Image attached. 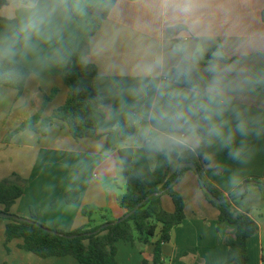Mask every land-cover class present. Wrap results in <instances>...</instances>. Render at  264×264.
Returning <instances> with one entry per match:
<instances>
[{
    "label": "clouds",
    "instance_id": "obj_1",
    "mask_svg": "<svg viewBox=\"0 0 264 264\" xmlns=\"http://www.w3.org/2000/svg\"><path fill=\"white\" fill-rule=\"evenodd\" d=\"M73 75L74 179L226 154L234 185L264 151V0H0V91Z\"/></svg>",
    "mask_w": 264,
    "mask_h": 264
},
{
    "label": "crops",
    "instance_id": "obj_2",
    "mask_svg": "<svg viewBox=\"0 0 264 264\" xmlns=\"http://www.w3.org/2000/svg\"><path fill=\"white\" fill-rule=\"evenodd\" d=\"M53 89H58V93L42 113L43 118H49L66 101L67 87L60 77L51 76L43 83H33L21 94L11 90L0 91V183L14 181L23 187V195L10 207L9 214L63 232L94 228L122 219L127 212L118 205V198L125 194V180L107 177L102 181L91 177L87 181L74 179L76 171L72 165L75 158L68 150L60 149L65 141L86 149L89 139L74 140L66 128L54 121L44 136L25 131L6 141L10 133L42 109L44 95H49ZM223 162V168L213 163L209 169L214 185L226 196L248 179L264 181V151L240 172V180L234 185L229 182V176L238 166L226 154ZM142 163L144 175L136 177L146 179L151 171L148 162ZM177 167L170 165V174L177 171ZM175 191L183 198L185 219L171 231L170 241L162 245V264H224L227 258L224 240L235 233V228L224 223L217 230L218 211L205 200L193 171L184 174ZM74 193H78V200L68 203L67 196L72 199ZM242 201L258 226L257 233L248 240L249 264H264V198H261L257 187L249 186ZM161 204L166 212H173L168 196L161 198ZM85 210H89V215L83 214ZM3 211L4 207L0 205V212ZM6 224V221L0 223L2 246L6 244ZM158 232L159 229L147 245L118 242V264H143V261L154 264L153 248ZM22 243V240H13L8 243V250L5 249L7 256L17 257L15 264H23L25 260L27 264H77L71 257H26L22 253L24 250L20 249Z\"/></svg>",
    "mask_w": 264,
    "mask_h": 264
},
{
    "label": "trees",
    "instance_id": "obj_3",
    "mask_svg": "<svg viewBox=\"0 0 264 264\" xmlns=\"http://www.w3.org/2000/svg\"><path fill=\"white\" fill-rule=\"evenodd\" d=\"M77 79L75 75L62 79L67 87V97L62 107L56 109L49 118L42 117L45 106L58 93V89H53L49 95H44L42 109L10 133L6 141L25 131L44 136L54 121L59 122L60 127L66 128L74 140L90 139L88 128L91 122L87 119L88 113L83 110V98L70 92ZM23 91L24 88H21L17 92L21 94ZM181 164L193 165V168L179 170ZM181 164H178L177 171L170 174V165L161 163L146 179H139L130 173L124 174L126 191L118 198V205L126 210V214L133 212L127 220L107 222L105 224L109 226L104 229L101 227L105 224L63 232L51 230L31 219L22 222L6 219V244L13 240H22L20 249L40 259L71 257L77 264H118V242L147 245L159 229L158 240L153 248V263L162 264V245L170 241L171 231L185 219L184 201L175 191V186L187 171H193L205 200L218 211L217 230L224 223L235 228V233L224 240L227 248L224 264H249L248 240L257 233L258 226L249 216V208L242 200L249 186L257 187L263 199L264 181L258 178L248 179L226 196L214 185L210 176V165L206 166L200 159L184 161ZM74 194L72 199L67 196L68 203L78 200V193ZM22 195L23 187L19 182L0 183V205L4 207L3 213L9 214L10 207ZM164 196H168L173 204L172 213L166 212L162 207L161 198ZM212 198L219 203H214ZM83 214L89 215V210L83 211ZM143 264L146 262L143 261Z\"/></svg>",
    "mask_w": 264,
    "mask_h": 264
},
{
    "label": "rangeland",
    "instance_id": "obj_4",
    "mask_svg": "<svg viewBox=\"0 0 264 264\" xmlns=\"http://www.w3.org/2000/svg\"><path fill=\"white\" fill-rule=\"evenodd\" d=\"M7 222V220L6 219H3V218H0V223L1 222ZM1 227V226H0ZM1 229V228H0ZM7 245L8 244H5V245H1V243H0V264H15V262L14 261H17L16 259H17V257H15V256H7V253H6V250H8V248H7ZM263 248H264V244H263ZM6 249V250H5ZM23 253V255H25L26 257H32L33 259H37V257H35L34 255H32L31 253H28V252H25V251H23L22 252ZM19 263V262H18ZM17 263V264H18ZM19 264H21V263H19ZM23 264H27V260H25L24 262H23Z\"/></svg>",
    "mask_w": 264,
    "mask_h": 264
},
{
    "label": "water",
    "instance_id": "obj_5",
    "mask_svg": "<svg viewBox=\"0 0 264 264\" xmlns=\"http://www.w3.org/2000/svg\"><path fill=\"white\" fill-rule=\"evenodd\" d=\"M184 168H193V165H188V164H181L180 167H179V170H182ZM212 201L216 204H218V200H216L215 198H212ZM139 207V206H138ZM133 212L131 213H128L126 214L122 219H120L118 222H121V221H124V220H127L131 215H132ZM0 218H3V219H13V220H17V221H28L27 219H23V218H19V217H16V216H13V215H10V214H6V213H3V212H0ZM109 226V224H105L103 225L101 228L104 229V228H107Z\"/></svg>",
    "mask_w": 264,
    "mask_h": 264
}]
</instances>
